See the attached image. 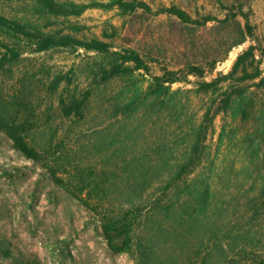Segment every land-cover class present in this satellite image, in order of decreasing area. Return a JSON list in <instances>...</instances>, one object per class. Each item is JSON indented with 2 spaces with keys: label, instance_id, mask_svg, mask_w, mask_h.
I'll use <instances>...</instances> for the list:
<instances>
[{
  "label": "trees",
  "instance_id": "16d2710c",
  "mask_svg": "<svg viewBox=\"0 0 264 264\" xmlns=\"http://www.w3.org/2000/svg\"><path fill=\"white\" fill-rule=\"evenodd\" d=\"M216 4L222 17L145 0H0V133L95 216L111 253L136 264H264V45L246 0ZM92 8L163 14L190 33L212 23L215 52L152 71L155 58L112 42L115 25L84 32L75 19ZM248 40L226 73L205 79ZM55 50L83 56L35 70L29 55ZM190 76L192 88H172ZM189 93L203 98L199 110ZM0 257L41 264L1 235Z\"/></svg>",
  "mask_w": 264,
  "mask_h": 264
},
{
  "label": "rangeland",
  "instance_id": "374dc122",
  "mask_svg": "<svg viewBox=\"0 0 264 264\" xmlns=\"http://www.w3.org/2000/svg\"><path fill=\"white\" fill-rule=\"evenodd\" d=\"M88 2L90 0H74ZM106 1V0H98ZM153 9L160 5L178 4L192 16L211 13L222 17L223 12L216 0H145ZM250 8V22L255 34L264 45V0H246ZM86 26L88 36H99L101 30L111 23L117 27L112 39L116 46H131L142 54L155 58L152 71L160 64L170 68L186 62H202L211 56L214 33L207 26L195 32H186L175 18L166 15L130 17L119 16L116 10L92 8L75 19ZM251 41L233 47L227 56L218 61L212 71L205 74L209 80L219 72L226 73L236 55ZM63 50L29 55L35 70L65 71L77 64L83 56ZM29 63V61H25ZM147 78V77H146ZM196 79L189 77L187 83H174L172 88L183 90L194 86ZM83 84V79H80ZM146 85V81L143 82ZM116 87L115 84L112 85ZM190 110H199L203 98L189 93ZM200 114V112H199ZM221 118L214 121L215 131L208 143L213 151L220 129ZM228 151V150H227ZM226 153L220 151L216 167L225 162ZM219 168V167H218ZM95 216L61 189L54 186L37 164L24 159L0 133V235L7 237L16 253L36 256L41 264H136L130 255L113 254L97 231ZM0 264H15L2 259Z\"/></svg>",
  "mask_w": 264,
  "mask_h": 264
}]
</instances>
